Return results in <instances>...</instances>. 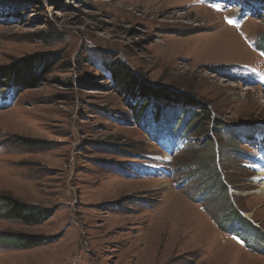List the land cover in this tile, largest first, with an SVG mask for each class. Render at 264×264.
Masks as SVG:
<instances>
[{
	"label": "rangeland",
	"instance_id": "374dc122",
	"mask_svg": "<svg viewBox=\"0 0 264 264\" xmlns=\"http://www.w3.org/2000/svg\"><path fill=\"white\" fill-rule=\"evenodd\" d=\"M35 54L0 88V264H264V0H0V67ZM114 64L193 105L138 124Z\"/></svg>",
	"mask_w": 264,
	"mask_h": 264
},
{
	"label": "trees",
	"instance_id": "16d2710c",
	"mask_svg": "<svg viewBox=\"0 0 264 264\" xmlns=\"http://www.w3.org/2000/svg\"><path fill=\"white\" fill-rule=\"evenodd\" d=\"M18 1V0H17ZM40 1V0H28ZM217 1V0H213ZM250 4V3H248ZM45 58L43 55L35 54L27 60H20L17 66L0 67V88L6 89H25L35 87L41 79V72L44 66ZM117 64L109 67V73L113 81L120 87L135 105L138 124L141 122L142 114L148 113L150 119L160 120L165 107L172 104L183 103L184 106L193 105L188 96L183 94L169 93L164 89L150 86L141 77L124 65ZM154 108V112L145 111V107ZM140 108H142L140 111ZM166 110V109H165ZM164 110V111H165ZM201 112V111H200ZM206 120L210 119L208 112H202ZM153 117V118H151ZM136 121V122H137ZM142 122L140 123V125ZM160 122H158V127ZM4 202L7 207L9 217L16 218L23 223H38L46 220L50 215V209L40 208L39 206L27 205L17 202L14 198L4 195ZM3 201V200H2ZM5 206V205H4ZM240 217V215H238ZM37 244L46 242L48 237H38ZM27 242V239L23 240Z\"/></svg>",
	"mask_w": 264,
	"mask_h": 264
},
{
	"label": "bare ground",
	"instance_id": "6f19581e",
	"mask_svg": "<svg viewBox=\"0 0 264 264\" xmlns=\"http://www.w3.org/2000/svg\"><path fill=\"white\" fill-rule=\"evenodd\" d=\"M256 179L257 181H259L261 185L260 190L264 191V169H258V174L256 176Z\"/></svg>",
	"mask_w": 264,
	"mask_h": 264
},
{
	"label": "snow or ice",
	"instance_id": "6c2138e0",
	"mask_svg": "<svg viewBox=\"0 0 264 264\" xmlns=\"http://www.w3.org/2000/svg\"><path fill=\"white\" fill-rule=\"evenodd\" d=\"M227 22H228V23H230V24L232 23V21H231V20H229V21H227Z\"/></svg>",
	"mask_w": 264,
	"mask_h": 264
}]
</instances>
